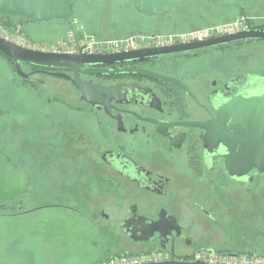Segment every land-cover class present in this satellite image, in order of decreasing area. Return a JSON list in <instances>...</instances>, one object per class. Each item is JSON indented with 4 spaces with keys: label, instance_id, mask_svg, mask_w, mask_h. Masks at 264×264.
I'll return each mask as SVG.
<instances>
[{
    "label": "flooded vegetation",
    "instance_id": "af4514ba",
    "mask_svg": "<svg viewBox=\"0 0 264 264\" xmlns=\"http://www.w3.org/2000/svg\"><path fill=\"white\" fill-rule=\"evenodd\" d=\"M6 19L0 16V24L11 25ZM15 20L20 26L35 22L13 16L11 22ZM250 28H264V25H249ZM252 40L239 39L142 59L119 57L120 60L111 59L110 62L84 63L78 70L79 77L90 81L91 86L112 87L108 102L81 98L80 90L72 82L75 77L72 68L21 62L22 70L33 79H23L15 67L12 68L21 85L26 91L30 87L35 97L32 139L29 138L31 151L26 153L17 148L15 140L12 145H5L3 139L0 151L27 173L29 189L32 179L29 170L21 165L22 157L27 154L32 158V169L38 176L40 171L47 170L54 198L43 204L78 211L98 228L99 220L112 221L111 226L117 227L122 236L115 245L118 248L159 250L167 253L169 259L178 260H190L197 251L236 253L232 251L242 248L243 244L234 246L230 240L225 243L215 229L205 234L198 217L193 219L183 214L182 219L175 200L191 201L194 208L188 213L203 215L207 220L216 217L213 209L200 201L214 193L221 202L232 206L239 202L246 206L248 194L254 191V188L249 189L251 184L264 177V172L252 168L239 176L229 174L224 165L226 150L211 138L210 123L216 116V109L232 96L245 94L252 86L264 89V72L228 73L231 69L227 68L218 70L217 75L223 74L221 77L199 80L202 73L195 66L171 62L190 54H208ZM178 43L184 42L175 39L162 45ZM136 44L134 49L155 47ZM129 50L101 48L94 53ZM89 69L120 71L90 72ZM193 69L195 77L189 74ZM56 72L70 78L57 76ZM51 80L57 87L50 85ZM62 86L67 89L62 90ZM47 90L54 95L50 97ZM95 90V96H100L98 89ZM61 91L67 95L64 100L57 99ZM210 177L213 179L209 181ZM60 188L66 189L62 192L71 196L62 195ZM209 201L207 203L214 202V198ZM137 219L143 221L136 224L140 228L138 234L148 235L147 239H133L128 230L133 225H124L126 220ZM158 220V228L151 229L150 225Z\"/></svg>",
    "mask_w": 264,
    "mask_h": 264
},
{
    "label": "rangeland",
    "instance_id": "374dc122",
    "mask_svg": "<svg viewBox=\"0 0 264 264\" xmlns=\"http://www.w3.org/2000/svg\"><path fill=\"white\" fill-rule=\"evenodd\" d=\"M133 1L72 0L73 14L69 19L28 22L20 26L21 34L18 33V36L41 46L47 45L51 50L57 48L60 42L82 38L100 43L107 50H116L129 41L145 44L157 36L174 39L198 29L225 26L238 17L245 18L248 24H264V0H187L173 10L158 14L142 13ZM8 28L11 29L10 25ZM196 55L170 59L171 64L179 62L185 67L195 66L202 73L199 80L221 77L223 74L217 75L218 70L227 68L231 69L228 73L264 72V40L253 39L243 45L232 44L224 50ZM195 69L190 70L191 77H195ZM49 83L54 85L55 82L51 80ZM27 88L26 91L16 72L0 56V142L3 139L5 145H12L15 140L17 148L26 153L31 151V116L36 110L33 105L35 97L30 93L31 88ZM61 92L57 94V99H66L67 95ZM47 93L52 97L51 91L47 90ZM35 103L39 105L38 101ZM22 159L21 165L29 170L32 186L17 203L7 201L0 204V264H88L102 257L146 252L116 247L122 236L117 227L111 226L112 221L99 220L98 228L78 211L43 204L54 198L51 196L53 183L47 170L40 171L38 176L32 169V158L26 154ZM263 178L251 184L249 189L254 188V191L248 194L245 207L242 206L245 203L239 205L237 202L236 206H232L221 202L217 193L201 198V203L213 209L215 220H207L197 213L189 214L190 208H194L191 201L175 200V205L180 209L182 219L183 214L193 219L198 217L204 225L205 234L215 229L225 243L230 240L234 246L243 244L241 249L232 252H263ZM60 189L62 195H70L62 192L66 189ZM211 197L214 202L207 203Z\"/></svg>",
    "mask_w": 264,
    "mask_h": 264
},
{
    "label": "water",
    "instance_id": "95a60500",
    "mask_svg": "<svg viewBox=\"0 0 264 264\" xmlns=\"http://www.w3.org/2000/svg\"><path fill=\"white\" fill-rule=\"evenodd\" d=\"M187 0H134L142 13L158 14L174 7H179ZM73 14L72 0H0V16H17L25 20L46 22L53 19L67 20ZM264 39V28H250L230 34L219 35L199 41L144 47L129 51L110 54L95 53H64L40 51L15 44L0 36V52L12 59L19 76L26 80H33L22 70L21 62L44 65L65 66L74 69L75 77L72 82L81 92V98L95 102L102 99L108 102L113 88L91 86V82L83 81L79 75L84 63L112 61L122 58H145L152 55L188 51L239 39ZM119 59V60H120ZM90 72H116L115 70L89 69ZM57 76L68 75L62 72L54 73ZM156 75V74H154ZM100 96H95L96 90ZM211 138L221 143L225 148L224 165L229 174L239 176L256 168L264 172V89L252 86L245 94H236L216 109V116L210 123ZM30 179L6 154L0 151V204L13 201L29 191ZM138 222L142 220H126L124 225L131 232L133 239H147L148 235L138 234ZM159 220L151 224V229H157ZM234 254V253H228ZM139 264H222L209 263L204 260L166 259L162 261L143 262ZM224 264V263H223Z\"/></svg>",
    "mask_w": 264,
    "mask_h": 264
},
{
    "label": "built area",
    "instance_id": "2783aa9c",
    "mask_svg": "<svg viewBox=\"0 0 264 264\" xmlns=\"http://www.w3.org/2000/svg\"><path fill=\"white\" fill-rule=\"evenodd\" d=\"M11 29L7 26L0 24V36L18 44L20 46L31 48L40 51H53V52H64V53H94L101 50L100 43H94L91 40L82 38L78 41H68L60 42L57 48L49 49L47 45L41 46L30 41H26L24 38L19 37L18 33L21 34L20 25H11ZM249 29L248 21L243 17H238L235 21L220 27H215L212 29H198L189 33L182 34L176 38L157 36L153 38L150 42L143 45L158 46L165 43H171L175 39L180 42H188L191 40L199 41L207 38L230 34L241 30ZM137 44L133 41H129L124 46L117 48L118 50H129L134 49ZM169 259V255L159 250H152L148 252H142L138 254L130 255H118L111 256L106 259L91 262L89 264H139L143 262L151 261H162ZM200 259L207 261L209 263H224V264H264V254H259L256 252H243L226 254L214 251H197L193 253L190 260Z\"/></svg>",
    "mask_w": 264,
    "mask_h": 264
},
{
    "label": "trees",
    "instance_id": "16d2710c",
    "mask_svg": "<svg viewBox=\"0 0 264 264\" xmlns=\"http://www.w3.org/2000/svg\"><path fill=\"white\" fill-rule=\"evenodd\" d=\"M7 17V19H6V23H8V24H11V25H16V24H18L19 22H17L16 20L14 21V22H11V18L13 17V16H6ZM7 24V25H8ZM251 24H252V22H251ZM249 24L250 26H254V27H258L259 25H255V24ZM10 25V26H11ZM261 25H264V24H261ZM8 27V26H7ZM0 54L2 55V56H4V57H6L7 58V61H8V64L10 65V67L11 68H14V64H13V61L8 57V56H6V55H4V54H2L1 52H0ZM19 200V199H18ZM18 200H15V201H10L11 203H17L18 202ZM246 251V250H245ZM247 251H249V250H247ZM257 252H259V254H262V253H264V251L262 252H260V251H257ZM256 252V253H257ZM242 253H243V251H242ZM117 254V253H116ZM105 258H108V257H105Z\"/></svg>",
    "mask_w": 264,
    "mask_h": 264
},
{
    "label": "crops",
    "instance_id": "0c3cea01",
    "mask_svg": "<svg viewBox=\"0 0 264 264\" xmlns=\"http://www.w3.org/2000/svg\"><path fill=\"white\" fill-rule=\"evenodd\" d=\"M102 259H105L104 257H102V258H100V259H98V260H102ZM98 260H95V261H98ZM91 262H94V261H91ZM91 262H89V263H91ZM88 263V264H89Z\"/></svg>",
    "mask_w": 264,
    "mask_h": 264
}]
</instances>
